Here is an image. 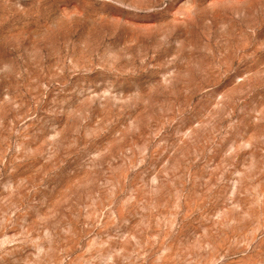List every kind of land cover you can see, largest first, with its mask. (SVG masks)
<instances>
[{"label": "rangeland", "instance_id": "1", "mask_svg": "<svg viewBox=\"0 0 264 264\" xmlns=\"http://www.w3.org/2000/svg\"><path fill=\"white\" fill-rule=\"evenodd\" d=\"M0 264H264V0H0Z\"/></svg>", "mask_w": 264, "mask_h": 264}]
</instances>
